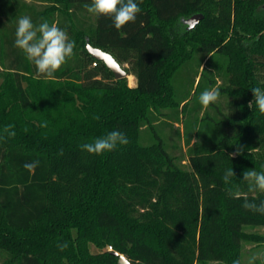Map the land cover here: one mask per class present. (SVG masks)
I'll return each instance as SVG.
<instances>
[{
  "label": "trees",
  "instance_id": "16d2710c",
  "mask_svg": "<svg viewBox=\"0 0 264 264\" xmlns=\"http://www.w3.org/2000/svg\"><path fill=\"white\" fill-rule=\"evenodd\" d=\"M136 2L135 23L117 30L88 13L91 0H0V264H117V254L133 264H233L243 241L261 239L243 226L264 227V215L242 204L264 193H249L242 174L264 171V114L248 107L251 89L264 90V0ZM195 13L203 17L187 29L182 19ZM22 16L55 22L75 41L55 78L14 46ZM87 43L135 85L115 79ZM213 88L218 101L202 106ZM113 130L128 144L82 150Z\"/></svg>",
  "mask_w": 264,
  "mask_h": 264
},
{
  "label": "clouds",
  "instance_id": "9594fccd",
  "mask_svg": "<svg viewBox=\"0 0 264 264\" xmlns=\"http://www.w3.org/2000/svg\"><path fill=\"white\" fill-rule=\"evenodd\" d=\"M84 7L88 13L95 16L110 17L117 30L129 23H135L137 15L141 13V8L136 0H91V3L85 4ZM14 46L21 50L26 59L35 66L37 74L47 79L55 78L54 74L75 55L76 48L75 41L70 40L68 33L57 23L43 20L37 25L29 16H22L18 19ZM251 91L254 99L248 103V107L251 109L255 102L259 112L264 114V90L255 87ZM219 96L218 89H206L200 94L199 102L202 106L208 107L216 103ZM95 119H99V117L97 116ZM12 128L13 125L9 124L5 126L4 132L15 136V132L11 131ZM128 142V138L123 132L113 130L105 136L97 137L92 142L83 144L81 148L89 154L99 156L114 151L118 145H127ZM241 152L242 150L238 148L230 158L240 155ZM38 166V160L24 165L29 172L34 171ZM234 176L233 168L226 169L223 176L224 183H230ZM242 176V180L247 183L249 193H264V171L248 169L243 172ZM243 198L242 207L244 209L264 215V200L257 204L247 195H244ZM56 246L60 251H64L68 248V242H58ZM233 264H240V261L234 260Z\"/></svg>",
  "mask_w": 264,
  "mask_h": 264
},
{
  "label": "rangeland",
  "instance_id": "374dc122",
  "mask_svg": "<svg viewBox=\"0 0 264 264\" xmlns=\"http://www.w3.org/2000/svg\"><path fill=\"white\" fill-rule=\"evenodd\" d=\"M122 66L124 67V65ZM126 79L128 85L130 86L135 85L136 81L134 75L128 74L126 76ZM181 91H185V87H181ZM157 131L163 137L164 142H166L169 146L172 145L175 148L174 145L179 144L178 140L175 137L174 132L170 131L169 128H165L162 127V125H159ZM141 139L144 140L145 142H150L151 137L149 135V131L143 132ZM170 149L174 150L173 148ZM182 149L185 150V147L183 146ZM243 229L245 231L257 233L261 235V239L258 241L249 240L242 242V246L240 250V264H249L250 261L251 264H264V227L245 225L243 226ZM90 251L96 252L97 249L92 245H90ZM206 264H224V262H208Z\"/></svg>",
  "mask_w": 264,
  "mask_h": 264
},
{
  "label": "water",
  "instance_id": "95a60500",
  "mask_svg": "<svg viewBox=\"0 0 264 264\" xmlns=\"http://www.w3.org/2000/svg\"><path fill=\"white\" fill-rule=\"evenodd\" d=\"M202 17L203 15L201 13H195L188 18L182 19V21L187 25V29H191L199 22L200 19H202ZM86 50L94 59L102 61L112 72L115 79L127 76L126 71L110 53L103 51L100 48L93 47L88 43L86 44ZM117 256V264H133L124 255L117 254Z\"/></svg>",
  "mask_w": 264,
  "mask_h": 264
},
{
  "label": "built area",
  "instance_id": "2783aa9c",
  "mask_svg": "<svg viewBox=\"0 0 264 264\" xmlns=\"http://www.w3.org/2000/svg\"><path fill=\"white\" fill-rule=\"evenodd\" d=\"M112 248H111V246H108V250H111Z\"/></svg>",
  "mask_w": 264,
  "mask_h": 264
}]
</instances>
